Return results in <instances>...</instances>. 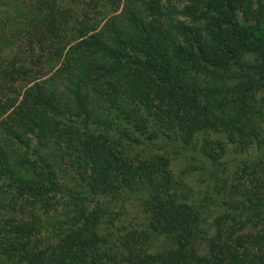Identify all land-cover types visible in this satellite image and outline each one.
Segmentation results:
<instances>
[{
	"label": "trees",
	"instance_id": "trees-1",
	"mask_svg": "<svg viewBox=\"0 0 264 264\" xmlns=\"http://www.w3.org/2000/svg\"><path fill=\"white\" fill-rule=\"evenodd\" d=\"M0 264H264V0H0Z\"/></svg>",
	"mask_w": 264,
	"mask_h": 264
}]
</instances>
